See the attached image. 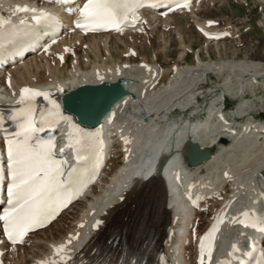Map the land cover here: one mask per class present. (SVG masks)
Returning <instances> with one entry per match:
<instances>
[{
    "label": "bare ground",
    "instance_id": "1",
    "mask_svg": "<svg viewBox=\"0 0 264 264\" xmlns=\"http://www.w3.org/2000/svg\"><path fill=\"white\" fill-rule=\"evenodd\" d=\"M25 7L30 11H18ZM192 7L193 4L190 18L194 16ZM32 10L38 11L35 0H0V20L4 21L3 26L9 21L31 18ZM157 17L144 11L135 12L131 15V22L115 32L86 36L67 31L70 23L62 18L65 27L62 35L47 42L43 50L0 71V103L15 101L24 88L60 93L83 84L114 81L118 77L137 81L130 88V95L119 100L102 120L100 130L106 143L104 153L108 159L96 184L89 187L79 199L81 208L78 215H73V206L47 229L29 235L22 246L8 247L0 243L4 264H67L90 250L97 230L125 202L129 201L128 207L131 203L136 208L140 206V211H149V203L140 201V198L142 196L141 199L147 201L152 187L157 189V194L154 195L155 202L154 199L151 202L160 209L161 215H165L160 264H194L198 239L214 221V217L224 209L227 210L225 222L221 225L222 232L211 264L232 258L234 251L241 250V243L250 239L249 234L237 228L236 219L245 217V213L247 216L258 212L264 214L260 203V197L264 198V120L254 122L252 116V119L248 118L237 126L232 120H227L225 113L216 104L225 96L231 99L242 97L248 87L258 83V78L264 81L263 66L258 62L230 63L231 68L241 75L251 71L253 73L250 78L238 75L236 80L240 84L235 90L229 87L232 81L228 79V86L220 93L211 94L203 106L196 99L197 89L194 88L198 76L203 72L200 71L203 66L200 61L195 68H176L168 85L155 92L151 91V86L160 78L163 70L154 65L130 64L125 61H112L108 65L103 60L87 69L79 65L77 49H85L84 59L83 56L81 58L86 64L89 51L96 52L98 61L102 58L99 53L102 42L104 49L107 48V58L113 60L108 47L109 39L114 34L139 30L144 22L155 24ZM208 21L198 26L204 32L216 33L206 27ZM119 42L123 45L125 40L119 39ZM51 51L57 57L53 67L49 60ZM70 53L75 54L68 74L64 75L59 68L66 65ZM42 56H45L43 60ZM217 71L220 72L221 67ZM43 72L47 77H42ZM207 72H214V68L208 67L202 74ZM7 80L9 85L5 86ZM261 83L264 86V82ZM245 103L246 106H243ZM249 107L250 103L242 102L240 113ZM176 109L180 114L173 115ZM202 112L206 116L198 120ZM70 122L67 121L68 124ZM221 137L228 140L226 145L218 143ZM187 140L216 149L207 161L189 167L184 161V143ZM117 146L119 149L116 150ZM117 152L121 153L122 158L119 160H116ZM159 158L162 162L158 169L156 163ZM160 183L163 184L162 189ZM184 196L194 197L198 205L194 207L186 204ZM204 208L207 209L202 210ZM65 216L71 219L68 222L64 219L65 228H57Z\"/></svg>",
    "mask_w": 264,
    "mask_h": 264
},
{
    "label": "rangeland",
    "instance_id": "2",
    "mask_svg": "<svg viewBox=\"0 0 264 264\" xmlns=\"http://www.w3.org/2000/svg\"><path fill=\"white\" fill-rule=\"evenodd\" d=\"M200 2L198 7H196L197 9L193 11L194 16H191V18L189 14L174 15L168 19H158L157 23L155 22L156 27L154 29L153 26L155 24L148 22L135 32L123 31L121 34L119 33L120 35H113L109 39L110 45L108 47L109 54L113 60L109 57L107 58V48L104 49L102 42L99 47V53L102 58L100 57L101 60L98 59V61L96 52L89 51L87 54L89 61L86 64L83 60L85 49H77L80 67L87 69L95 62L102 63V60L108 65L112 61L121 63L125 60L128 63L155 64L163 70L161 78L151 86V91L155 92V90L157 91L167 86L169 79H172L171 77L175 74L172 66H177L178 69L195 68L198 61H200L203 64L200 71L204 72L211 66L214 68V72L204 74L202 72L196 80L194 88L197 89L196 96L200 104L204 106L211 94L220 93L224 87L228 86V79L233 84L229 87L233 90L238 89L240 83L236 78H239V76L250 78V74L253 71L241 75L239 71L236 72V69L233 70L231 68L230 63H240L242 61L246 63L258 62L263 66L261 69H264V0H200ZM207 19H213L217 23L211 29L225 31L227 36L220 39H205L197 31L196 26L199 23L203 24ZM178 34L184 39L180 38ZM160 35L164 38L160 37ZM114 36H117L118 40L113 38ZM119 39L125 40V43L122 45ZM130 49H133L135 53L129 54ZM50 56H55L54 51L50 52ZM73 56L70 54L66 65L59 68L61 71L63 70L64 75L68 74L67 71L71 66ZM50 59L52 63L53 59L55 61L54 57ZM228 65L230 69L229 67L227 68ZM51 66H55V62ZM218 67H221L220 72L217 71ZM41 75L42 77H47L44 72ZM262 79L258 78L257 84L248 87L242 97H236V99L225 98L224 111L228 120H232L237 126L252 116L254 117V122L264 120V86L261 83L264 81ZM244 101L250 103V107L248 109L244 108L245 111L240 113V104ZM218 104L219 102L216 107H220ZM246 104H243V106H246ZM176 114H180V111L173 112V115ZM205 116V112L200 113L198 120H203ZM116 155H118L116 160L122 158L120 152H117ZM228 191H230L229 188ZM80 208V204L77 205L75 210H73V215L77 216ZM64 219L68 222L71 218L68 220L67 216H65L61 224L57 225V228L60 226L65 228ZM55 231L60 233L58 229H55Z\"/></svg>",
    "mask_w": 264,
    "mask_h": 264
},
{
    "label": "snow or ice",
    "instance_id": "3",
    "mask_svg": "<svg viewBox=\"0 0 264 264\" xmlns=\"http://www.w3.org/2000/svg\"><path fill=\"white\" fill-rule=\"evenodd\" d=\"M143 2L144 0H87L79 11L85 21L118 25L122 20H127L128 13L131 12L134 15L135 10L142 6ZM18 11L27 13L30 10L25 7ZM32 16L37 25L41 23L42 18L45 23L55 22L54 18L47 13L37 14L32 10ZM3 24L4 21L0 20V28ZM76 26L83 27V24L77 20ZM21 27L27 32L30 26L25 25L22 20ZM31 27L34 30V26ZM19 34V32L15 33V35ZM3 47V42L0 40V49ZM25 94H28L27 100ZM49 95L46 92L24 88L21 91L20 103L30 105L32 97L48 98ZM101 103V99L92 96L78 97L70 101L72 106L84 111ZM56 108L59 110L58 105ZM32 111L30 106L26 108L24 120L19 125L16 137L7 139V174L11 178L7 195L11 207L3 216H0V220L4 222V235L13 243L22 240L31 227L43 225L45 220L54 218L58 209L71 201L72 195L73 173L70 172L66 180L61 179L63 171L54 159L52 143H30L32 135L39 130L34 120L29 118ZM13 119H16V114L13 115ZM81 139L87 143V137L82 136ZM2 174L3 169H0V175ZM247 215L245 213V216ZM201 251H203V243H201ZM241 264L245 262L241 261ZM256 264H264V252L260 253Z\"/></svg>",
    "mask_w": 264,
    "mask_h": 264
},
{
    "label": "water",
    "instance_id": "4",
    "mask_svg": "<svg viewBox=\"0 0 264 264\" xmlns=\"http://www.w3.org/2000/svg\"><path fill=\"white\" fill-rule=\"evenodd\" d=\"M134 84V81L127 78H120L117 82H103L99 85H82L77 90L63 95V100L66 103L67 109L74 111L80 122L87 126H95L109 112L111 106L120 98L125 96L129 91V87ZM92 96L102 100L100 105H93L87 111L79 108L76 110L69 106V102L78 97ZM220 143L226 144L227 140L221 138ZM188 147L186 159L190 166H196L209 159L212 152L211 148L201 147L198 143L187 140Z\"/></svg>",
    "mask_w": 264,
    "mask_h": 264
}]
</instances>
